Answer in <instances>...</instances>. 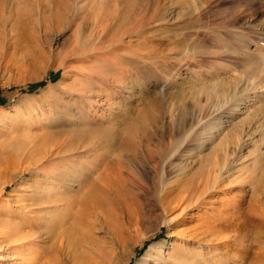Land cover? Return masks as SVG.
Listing matches in <instances>:
<instances>
[{"label":"rangeland","instance_id":"1","mask_svg":"<svg viewBox=\"0 0 264 264\" xmlns=\"http://www.w3.org/2000/svg\"><path fill=\"white\" fill-rule=\"evenodd\" d=\"M234 1L0 0V170L4 165H7L8 161H18L24 153H28L27 150L32 152L33 143L36 144L35 148L44 144L46 132L61 134L60 136L55 135L57 139H52L54 141H48L50 148L48 147L49 151L44 152L46 155L44 154L39 165L40 172L32 177L24 174L21 179L17 178L9 185L7 184L1 198H8V193L16 185L14 182L20 183V180L25 181L20 183L22 188L30 186L27 192L30 193L35 189L33 186L35 181H40L42 185L46 184L48 182L47 174L60 171L59 169L66 163L74 162L77 158H80V165L82 164L80 168L88 177L87 181H90L94 171L113 169L116 165L115 161L118 160L125 162L124 169H131L132 166L138 168L143 163L149 169L156 171L157 175L154 177V181L151 183L148 180L145 187L136 189L138 184L135 178L124 173L129 178L125 181L126 183L124 182L125 200L120 204L113 200L114 204L108 203L105 208L108 209L110 206L118 208L120 215L117 216L123 222L127 220L126 209L135 210V208H140V212L144 213L143 215L146 213L145 216L151 218V221L162 215L171 222L167 226L160 225L159 230H156L151 238L145 240L144 236H148L149 231L141 228L139 235L133 237L135 240H139L140 244L133 246L127 242L119 247L114 245L113 230L108 222L114 217V214L110 212L114 208L110 211L108 209L107 212L109 211L110 214L108 212L105 215L108 217L107 222L88 219L90 221L89 228L88 225L84 228L75 225L79 231L76 228L73 229V231L76 230L74 237L71 230L72 235L69 233V236H66L68 230L61 236H64L61 238L64 244L59 250L60 264H105L106 255L109 256L114 246L116 250L112 255L113 260L107 264H135L145 249L153 242L165 241L171 245L175 244L173 251L181 243L186 246L192 245L190 241L200 239L198 232L206 228L207 221L218 216L225 218L228 222V224L219 226L222 231L221 235L233 236V231L241 228L245 231L247 229L263 231L260 242L258 240L251 242L252 230H247L248 237L245 244L253 243L254 246L246 248V250H237L238 244L233 240H228L229 246L236 245L229 249L226 247L227 242L220 239L221 241L215 247L216 250L226 252L227 255H224L227 257L239 254L240 259L239 257L236 260L223 258L219 260V264H264V94L258 95L259 97H255L254 100L242 97L231 118L222 117L211 123L206 121L208 112L219 109L221 105L223 106L235 98H240L239 96L245 93V89L249 85L242 79H245L247 71L240 66L241 60H236L239 65L237 64L235 69L232 68L231 72H228L224 66L229 65L231 61L233 63L235 57L229 58L222 54L221 58L209 53L203 54L202 47L204 44L206 46L207 43L218 40L216 37L218 36L224 38L225 45L221 47L222 52L232 51L239 41L236 40L239 36L232 33L233 31L228 32V24L222 23L229 11L232 12L233 18L239 15L241 23L244 19V23L246 22L248 25L250 24L248 15L253 9L251 14L254 12L255 16H253L258 25L264 29V0H247L254 5L244 2L241 4L243 7L240 5L244 8L241 12L237 10V7H240L238 4L235 8H231ZM242 29L243 31L240 33L242 39H257L249 34L251 29ZM197 47H201V49ZM97 50L99 51L97 52ZM180 50L181 52H179ZM192 50H195V53ZM262 53L264 54V49ZM184 54L185 57H182ZM113 59L115 60L113 61ZM62 64L69 65V69H67L69 71L65 74L61 85L64 88L76 84L89 89L92 86L91 78L95 74L104 75L106 73L105 75L109 78V74L114 70H117L118 76H122L118 80L121 86L120 91L108 93V103L103 105L101 111H94L95 120L83 126L84 130L80 129L91 133L78 130L80 126L78 124H82V122L72 126L68 121L60 122L58 116L48 115L51 118L49 123L38 131L35 128V123L39 121V117L26 116L20 121L18 119V113L24 112L38 103L39 98L36 96L43 89L45 90L46 85L56 83L62 78L64 72ZM173 67L175 69L177 67L185 68L187 72L175 79L169 77V80H166L164 77ZM262 73L264 74V71ZM109 85L111 86V84L106 85L107 89L110 88ZM234 91L237 93L233 95ZM179 104H182L185 116L191 118L192 122L196 120L188 133L186 138L188 140L185 141L190 145L184 151L183 147H179L177 142L169 138L171 127L179 118L177 116ZM203 114L206 117H203ZM228 114L230 115L232 112ZM16 121L19 123H17L16 129H10L9 125ZM197 121L200 123L199 125H197ZM39 131L45 132L42 134L44 136L34 139L31 134L39 135ZM74 131L75 134H73ZM194 132L196 136L193 135ZM85 135H89V137ZM71 138L74 140L72 141ZM86 139L89 140L86 141ZM81 140L83 144L86 142L85 146ZM63 142L66 144L64 145ZM48 143L46 141L45 146ZM198 143H200L199 147ZM57 145L59 147L54 148ZM78 145L87 147L86 155H84V148L78 147ZM92 146L94 147L92 148ZM225 147L230 153L231 170L213 185L211 184L212 186L208 185L210 187H207L205 193L200 196L201 198L199 197L202 201L198 199V202H191L200 205L183 212L184 214H180L174 209L165 215L161 214L162 210L158 203L161 183L174 189L175 193L178 185L177 180L174 181V177L169 173L165 174L164 170L168 171L170 167L179 165L184 169L185 175L183 174V179L181 177L178 179L184 182L188 180L187 177L198 172L207 156L212 155L213 151L219 154ZM58 148L60 149L58 150ZM149 154L150 156H148ZM178 154L185 156L180 158ZM71 155H75L73 161ZM91 160H94V165ZM95 160L98 162L96 163ZM60 163L59 167L56 166ZM83 163H85L84 166ZM98 163L99 165H97ZM164 163H166L165 166ZM97 166H100L99 169ZM83 167L85 168L83 169ZM133 175L135 174L133 173ZM197 179L198 177L194 180ZM228 180H231L232 183ZM60 188V186L55 187L60 194L43 196L40 201L44 205L41 206L49 204L59 207L63 205L66 201L65 197L68 195L61 194L62 188ZM214 189L216 192H213ZM1 198L0 200H2ZM26 202L27 206H30L28 202H32V205L35 206V201L31 199ZM191 203L190 205H192ZM38 205L37 207H39ZM33 206L30 208H34ZM15 208L16 205H13L11 212L15 210L14 212L17 213L18 209ZM34 213L37 216L35 223L33 222L35 225L33 229L37 234L35 236L41 241L43 240L42 247H47V243L53 238V235L61 233L60 228L57 232L60 214L57 211L51 213L52 215L44 212ZM44 217L47 224H45L46 229L42 227ZM12 219L15 221L12 220L13 224H17V221L21 223L20 230L22 234L25 232L24 236L30 232L29 230H32L29 224L22 222L18 216ZM48 219L51 220L49 222L52 227L47 222ZM85 228L89 230L87 234H90L91 237L86 234ZM53 230L56 233H53ZM79 233L84 235L80 236L84 237L83 240H80ZM72 237L77 240L79 238V242L74 239L78 244L71 239ZM68 238L72 242H69ZM6 242L0 250L6 249L8 246ZM4 245L7 246L4 248ZM44 247L45 250L46 247ZM167 250L163 249V252L166 253ZM7 252L9 251H5L4 254ZM32 254L34 253L24 255L26 258H30L29 256L33 257Z\"/></svg>","mask_w":264,"mask_h":264},{"label":"bare ground","instance_id":"2","mask_svg":"<svg viewBox=\"0 0 264 264\" xmlns=\"http://www.w3.org/2000/svg\"><path fill=\"white\" fill-rule=\"evenodd\" d=\"M202 1H206V0H202ZM234 2L235 3H232V6H231L232 9L235 8L237 6V4H238V6H240L241 4H244V2H248V1L247 0H235ZM248 4L254 5L251 2H248ZM240 7H237L238 8L237 10H239L241 12V11H243L244 8H242L243 7L242 6L241 9H239ZM247 7H249V6H247ZM252 11H254V10L252 9ZM252 11L250 10L249 15H248L249 22H250V24H248V25L246 24V22L244 23V21H243L244 19L242 20V23H241V21L239 20V18H240L239 15H238V17L236 16L233 18L232 12H230V11L228 12L229 14H227L228 16L225 18V20L222 21L223 24H224V22L228 24V27H229V29H227L228 32L233 31L232 33H236L237 36H239V37H237L238 39H236L239 41L237 42L236 45L234 44L235 47H233L232 51L225 50L224 51L225 54H224V52H222L221 47H224V45H225L224 41H223L224 38H219L218 36H216L218 40H214L212 43L211 42L207 43L206 46L204 44L202 49H201V47H199L201 49V52H203V54L209 53L212 55H216V57H221V55L223 54L224 56H228L229 58H232V56L235 57V60H233V63L230 60L231 61L230 64L224 66L225 67L224 69L226 71L231 72L232 68L235 69V67H237L239 65L238 61H236V60H241L242 63H240V66H242V68L244 67L243 69H245L247 71L245 79L242 78L245 81V83H247V85H249L248 88L245 89L246 90L245 93L241 94V96H239L240 98H235L232 101L227 102V104H225V105L223 104V106L221 105L219 109L208 112V120L206 119V121H208L210 123L214 120L218 121L222 117H225V118L230 117L231 118L233 116V113H235V111L237 110L238 104L241 101L242 97H244L245 99L254 100V98L257 97L258 95L261 94V96H262V94H264V74L262 73L264 71L263 70L264 69V54L262 53V51L264 49V47H263V45H264V29L260 28V25H258L257 20L254 17L255 16L254 12L251 14ZM218 17H220V16H218ZM227 24H226V26H227ZM132 27H133V25H132ZM232 27L234 28V30H231V29H233ZM242 28H244L245 30L251 29V33H249V34H251L252 37H256L257 39H255V40H250V39L247 40L245 38L242 39L241 34H240L241 31H243ZM224 29L226 30V28H224ZM111 42H113V41H111ZM100 43H102V42H100ZM103 43H106V42H103ZM100 45H102V44H100ZM163 49H165V48H163ZM98 51L99 50H97V52ZM194 51L192 50L193 53H195ZM94 52H96V51L94 50ZM179 52H181V50ZM185 52H187V51H185ZM158 53H156V54L159 55ZM193 53L191 55L192 57H193ZM173 54H175V53H173ZM185 54L182 57H185ZM187 54H190V53H187ZM99 55H101V54L99 53ZM179 55H180V53H179ZM175 56H177V55H175ZM194 58L196 59L195 54H194ZM114 60L115 59H113V61ZM155 63L157 64V62H155ZM61 67L64 69V72L62 73V78L60 80H58L56 83H49L48 85H46L45 90L43 89L40 92V94H38L36 96L39 98L38 103H36L33 107L26 109L24 112L18 113V116H19L18 119L20 121L22 119H25L26 116L34 117V118L35 117H39V118L41 117L40 119L38 118L39 121H37L35 123L36 125L34 124L36 126V127L35 126L34 127L37 128V131H38L40 129L42 130V128H44L45 125L47 123H49V120L51 118L48 115H51L54 117L58 116V120L60 122L68 121L69 123L72 124V126H73V124L77 125L76 123L82 122V124H80V123L78 124V126L80 125L78 130L80 132H85L86 130L83 131L85 129V127H83V126H86L88 123H91V121L95 120L94 111H96V110H97V112L99 110L101 111L103 105L106 104V102L108 101V98H107L108 93H118L120 91L121 86L119 85L120 83H118L120 76H118L117 70L116 71L114 70L112 72L110 71L111 73L109 74V78H108V76L105 75L106 73H104V75L95 74L93 77V78H95L94 81H93V78H91L92 79V81H91L92 86L89 89H87L86 87H85L86 88L85 89L84 87H82L83 85L77 86L76 84L70 85L68 87L65 86L66 88H64L61 85H62L63 79L65 78L64 77L65 74L69 71V70H67V69H69V65H63L62 64ZM185 72H187V70L185 68L177 67V69H175V67H173V69L171 71H169V73H167V76H165L164 78L166 80L169 77L172 79L173 78L175 79V78L181 76ZM99 73H101V72H99ZM102 74H103V72H102ZM251 76H253V77H251ZM248 77H249V79H248ZM257 77H258V79H257ZM255 79H257V80H255ZM239 82H238V84H239ZM107 84H111V86L109 85V87H110L109 89L106 88ZM234 92L235 93H233V95L237 93L236 91H234ZM197 101H199V100H197ZM184 106H185V104H184ZM178 107H179V109L177 112V116H179V118L177 117L178 121L176 123L173 121L175 124L171 127V130L169 133V138L172 141L177 142L179 147H183V151H184V149L186 150L190 145L189 142L186 143L185 141L188 140L186 138L188 136V133H190V129H192V126H194L193 124L196 122V120L192 122L191 118H189L188 116H185V114H183L184 111H183L182 104H179ZM233 107H235V108L233 109ZM221 108H222V110H220ZM231 112H232V114L229 115L228 113H231ZM227 114H228V116H225ZM203 117H206V115L204 116V114H203ZM15 120H17V119H15ZM45 120H46V122H44ZM201 120H202V118H201ZM17 123H18V121L12 122V124L9 125L10 126L9 128L10 129H16V126H18V124H19V123L18 124ZM199 124L200 123L198 122L197 125H199ZM82 128H83V130H80ZM39 132H40L39 135L31 134V135H33L32 137L34 139H37L40 136L41 137L44 136L42 134H44L45 132H43V133L41 131H39ZM86 132L88 133L90 131H86ZM53 133H54V131H53ZM87 133H85V134H87ZM73 134H75V131L73 132ZM195 134L196 133L194 132L193 135H195ZM55 135L60 136L61 134L57 133V132H56V134H52V132H49V133L46 132V134L44 136V138L46 137L45 138L46 140L44 139L45 143H46V141L48 143V141L51 142V141H54L55 139H57ZM83 135H84V133H83ZM89 135H85V136L89 137ZM65 136H67V135L65 134ZM75 137H76V135H75ZM191 137H192V135H191ZM52 139H54V140H52ZM62 139H63V135H62ZM71 139H72V141L74 140L73 138H71ZM88 140L86 139V141H88ZM67 141H68V138H67ZM72 141H71V144H73ZM79 141H80V139H79ZM81 142H82V140H81ZM45 143L36 146V148L34 147L36 144L33 143L32 152L27 150L28 153H24V155L21 158L18 157L19 158L18 161L17 160L11 161V162L8 161L7 165H4L2 170H0V198L3 196V192H4L5 186L7 184L9 185V183L13 182L17 178L21 179L22 175H24V174L28 175L29 177H32V176H34V174H36V173L38 174L40 172V166L39 165L41 164L42 157L45 154L44 152L50 148L49 147L50 144L48 143V144H46L47 146H45ZM75 143H77V142L75 141ZM65 144L66 143H64V145ZM77 144H79V143H77ZM82 144H83V142H82ZM85 144H86V142H85ZM85 144H83V145L85 146ZM199 144L200 143H198V145H197L198 147L200 146ZM54 145H55V143H54ZM54 145L52 144V147ZM79 145H81V144H79ZM79 145H78V147L84 148L83 146H79ZM60 146H63V145H60ZM75 146H77V145H75ZM88 146L90 147V145H88ZM56 147H59V145L55 146L54 148H56ZM93 147L94 146H92V148ZM86 148H84V150ZM59 149L60 148H58V150ZM63 150H64V148H63ZM78 150H79V148H78ZM86 150H88V149H86ZM86 150L84 152L85 153L84 155H86ZM89 150H91V149L89 148ZM51 153H53V152L51 151ZM89 153H88V155H89ZM232 153H233V151H232ZM81 154H83V153H81ZM48 155H49V153H48ZM68 156H69V154H68ZM74 156L75 155L70 156L71 158H73L72 161L75 158ZM77 156H78V154H77ZM148 156H150V154ZM184 156L185 155H179L180 158H183ZM86 157H88V156H86ZM229 157H230V153L227 151L226 147L219 154L217 152L213 151L212 155H209L206 157L204 164L199 168L198 172L187 177L188 180L185 179L186 181H184V182L180 180L182 178L183 174L185 173L184 169L182 167H179V165H178V166L170 167L168 169V171L165 169L164 170L165 174L166 173L171 174L172 177H174V181L177 180L178 185L176 187L177 191L175 193L174 189L167 187L166 185H164L165 183H161V185H160L161 192H159L160 194L158 195V203L160 205L159 208L161 207V210H162L161 214L165 215L172 209L179 211V213L181 214L187 210H190L193 207H196L199 203L192 204L191 202H193V201L198 202L199 197L205 193V190L207 189V187L212 186L217 180H220L222 177H224V175L226 173L230 172L229 171V170H231L230 165L232 163H230L231 158L229 159ZM69 158H67V159L69 160ZM79 159L77 158L76 160H74V162L66 163L64 167L59 169L62 172L57 170V171L51 172L50 174H47L46 178H47L48 182H46V184L43 183V185H42V184H40V181H35V184H33L35 189L30 191V193H27L29 191L28 188L30 186H26V187L22 188L21 187L22 184L20 185V183L25 182L24 180H20V183L15 181L14 183H16V185L10 191V193H8L9 194L8 198L7 197L5 199L3 198L4 200L1 198L2 200H0V247L6 241H7L6 244H8V246L4 245L3 246L4 248H5V246H7L6 249L4 251L0 250V264L1 263H3V264H60V260L58 257L59 252H60L59 250H61V246L64 244V241H62V239H61L64 236L63 237H61V236L66 234L65 232H67L68 230H69V232L66 234V236L70 233V230H71V233H72L73 229H75V228H76V230H78L77 227L84 228L86 225H88V228H89V226H90L89 222L90 221H88V219H90L91 221H96V222H98V221L107 222L106 220L108 217H106L105 215L108 214L110 209H113V208L114 209L111 210L110 212H112L114 214V217L111 220L109 219L108 222H109V224L113 230V236L115 239L114 245H116V246L118 245L119 247L123 246L127 242H130V244H132L133 246L140 244L139 240H135L133 237L139 235V229L141 230V228H145L147 231H149L148 236H144V240H145V239L151 238L154 235V232L156 230H159L160 225L164 224L165 226H167V225L171 224L170 220H167L168 218L162 217V215L153 218L151 221V218L145 216L146 213H145V215H143L144 213L142 214L140 212V208L139 209L135 208V210L134 209L130 210V209H126V207H125V209L127 210L126 211L127 213H125V214H127V220H126V222H123L121 219L118 218V216L120 215V213L118 214V211L120 212V210L118 208L111 207L109 205L110 208H108L109 209L108 212H107L108 209L105 208V205H107L108 203L112 204L113 200H116V202L118 201L119 204L123 203V200H125L124 199V192H125L124 191L125 190L124 184L126 183L125 181H127L129 178L127 176H125L124 173L128 174V176H131L132 178H135V181L138 184L136 189H138V188L145 187V184H147L148 180L151 183L154 181V177L157 175L155 170L149 169V167H147L143 163L140 164V167H138V168L132 166L131 169H124L123 165L125 164V162L118 160V161H115L116 162L115 167H113V169H110V170H107L108 169L107 168V169H102L99 171L98 169L100 166H97L98 171H94V175L91 176L90 181H87L88 177H86L85 174L81 171L80 166L82 164L80 165L81 161ZM93 161L91 162L92 164H93ZM60 162H62V161H60ZM97 162H98V160L96 161V163ZM168 162H167V164H168ZM96 163H95V165H96ZM62 164H64V163L62 162ZM84 164L85 163H83V166H84ZM92 164H91V168L94 165V164L93 165ZM165 164L166 163H164L163 165L165 166ZM60 165H61V163L59 165H56V166L59 167ZM97 165H99V163ZM84 168L85 167H83V169ZM54 169H56V168H54ZM89 169H90V167H89ZM133 173L138 177L133 175ZM161 174H162V171L160 172V175ZM158 177H160V176H158ZM197 177H198V179L194 180ZM178 178H180V179H178ZM230 183H232V182H230ZM208 185H210V186H208ZM59 186L62 188L61 194L68 195L65 197L66 198L65 203L59 207L49 205V204L42 207L41 205H44V204H41V201H40L41 198L43 196L49 197V196H55L56 194H60L58 192V189H55V187L58 188ZM171 190H172V192H171ZM23 191H25V192H23ZM142 191H143V189H142ZM173 191H174V193H173ZM210 191H211V189H210ZM213 192H216V189H214ZM24 194H26V195H24ZM134 195H135V193H134ZM29 199L35 201L34 202L35 206L32 205V202H28L29 203L28 205L33 206L34 208H30V206H27L26 201H28ZM200 201H202V199ZM21 202H23V203L21 204ZM190 203L192 205H190ZM11 205L12 206L16 205L15 209H18L17 213L14 212L15 210L13 212H11V209H12ZM37 205L39 207H37ZM123 207H124V205H123ZM175 208H177V209H175ZM13 209H14V207H13ZM56 211L59 212V214H60V219L58 220L59 222L57 224L58 225L57 232L60 231L61 233H56L53 230L52 232L56 233V235L54 234L53 238H51L49 240V242L47 243L48 246L47 247L45 246L47 248V250L43 246L45 248V250H44L42 247L43 240L41 241L40 239L37 238V236H35L37 234H36L35 230L33 229L34 228L33 226H35L34 223L36 221L35 217L37 219V216H35L34 212H44V213H48V214L50 213V215H52L51 213H55ZM110 212H109V214H110ZM17 216H18V219H20L22 222H24V223L27 222L29 224L30 228L32 229V230L28 229L30 232H27L25 234V236H24L25 232L22 234V232L20 230L22 228L21 223L19 221H17L18 222L17 224H13V222H15V221L12 218H16ZM44 219H45V217H44ZM49 219H50V217H49ZM49 219L47 220V222H49V221L51 222V220H49ZM12 220H13V222H12ZM211 220L207 221V223L205 225L206 228H204L202 231L198 232V237H200V239L198 238L197 240L190 241L192 243V245L186 246L185 244L181 243L173 251V248H175V246H174L175 244L171 245L165 241L153 242L152 244H150L145 249L144 253L137 259L135 264H219V260L223 259V258H225V259L227 258V260L228 259L236 260L239 257V259H240L239 254H233L232 253L233 254V255H231L232 257L229 256L230 257L229 258L226 256L227 255L226 252H224V251L220 252V250L217 251L215 247L219 244V241L222 240V241L227 242L226 247L230 249L232 247H235L236 244L234 246H229L228 240H233L234 242H236L238 244L237 250H246V248L254 246L253 243L249 244V245L245 244V242H246L245 240L248 237L247 230H249V231L252 230V237L250 236L251 240H252V241L250 240L251 242H253V240H256V241L258 240L259 242H260V240H262L263 231L261 229H247L245 231L244 229L241 228L240 230L233 231V236L232 235L228 236L225 234L221 235L222 231L219 229L220 228L219 226L224 225V224H228V222L226 221L225 218H222L219 216L213 217V218H211ZM37 222H39V221L37 220ZM50 222H49V224H50ZM45 224H46V219L43 220V224H42V227H44L46 229ZM75 225L77 227H75ZM23 226L25 228L24 224H23ZM50 226H51V224H50ZM50 226L48 225V228ZM35 228H37V227H35ZM58 229H59V231H58ZM85 229L87 230V228H85ZM23 230H26V229H23ZM49 230H52V229H49ZM76 230H74L75 232L73 231V233H72L73 235L70 233L73 237H74V233H76ZM78 231H77V233H78ZM88 231L89 230H87L86 234L89 233ZM50 233H51V231H50ZM81 233H79V237L83 235ZM58 234H60V235H58ZM88 236H90V234ZM29 237H32V238H29ZM73 237L71 239H73ZM40 238H42V237H40ZM82 238H84V237H82ZM82 238L80 240H83ZM74 239L77 242H79L78 241L79 238H78V240L76 238H74ZM74 239H73V241H75ZM68 241L72 242V240H70V239ZM76 241H75V243H77ZM69 245H68V247L70 248ZM231 245H232V243H231ZM167 248H168V250H167ZM0 249H2V247ZM163 249H166L168 252L164 253ZM115 250H116V248L114 246L111 250V253H109V256L107 257V255H106V258L104 261L105 264H107L113 260L112 255H114ZM5 251H9V252H7V254H4ZM28 253H34V254H32L33 257L29 256L30 258H26V255H24V254H28ZM224 254H226V255H224ZM128 259H130V258H128Z\"/></svg>","mask_w":264,"mask_h":264},{"label":"trees","instance_id":"3","mask_svg":"<svg viewBox=\"0 0 264 264\" xmlns=\"http://www.w3.org/2000/svg\"><path fill=\"white\" fill-rule=\"evenodd\" d=\"M56 73H58V72H56Z\"/></svg>","mask_w":264,"mask_h":264}]
</instances>
